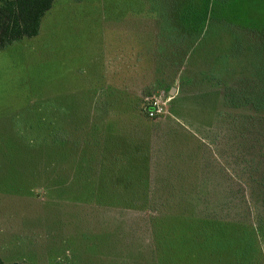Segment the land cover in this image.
<instances>
[{"label": "rangeland", "instance_id": "1", "mask_svg": "<svg viewBox=\"0 0 264 264\" xmlns=\"http://www.w3.org/2000/svg\"><path fill=\"white\" fill-rule=\"evenodd\" d=\"M251 4L264 20V0ZM160 6L58 0L37 37L0 50L6 264H264V113L247 106L264 29H230L248 21L236 4L194 38ZM101 135V190L82 191L80 151Z\"/></svg>", "mask_w": 264, "mask_h": 264}, {"label": "trees", "instance_id": "2", "mask_svg": "<svg viewBox=\"0 0 264 264\" xmlns=\"http://www.w3.org/2000/svg\"><path fill=\"white\" fill-rule=\"evenodd\" d=\"M57 1L58 0H0V50H3L8 46H11L12 44L22 41L24 39H31L37 37L40 33L43 20L45 19L46 15L53 9ZM236 4L240 5V7L242 8V13L244 14L245 18L248 21L246 20L243 21L240 19L237 20L233 19L234 21H232L229 18L233 22L230 23L228 21L229 19L226 18L225 21L227 23L225 24L230 25L229 27L230 29H232L231 27H233V25L235 24L246 25L247 28H249L248 26H254V27L256 26L258 27V29L259 28L264 29V20H259V19L257 20L255 18H252L251 16V11H252L251 0H176V1L174 0L173 2L174 10H172V13L174 14L173 19L168 18L167 15L168 0H163V1L161 0L160 7L162 9V12L165 14V20L167 21L166 28L173 31L174 23H176L175 25L177 26V28H179V20H180L183 28L185 29L183 30L187 32V34H190L194 38H196V36L197 37L200 36L205 31V29L209 28V26L213 27L214 29L213 22L219 20V15L221 14V12L226 11V13L224 14L226 17H228L227 15L231 12L232 7ZM217 23H221V22H217ZM223 26L226 25L220 24L219 28H222ZM225 28H228V26H226ZM256 33L257 35H259L260 32L256 31ZM259 48L262 49V46H259ZM263 51L264 50L262 49V52ZM219 73L222 74L223 71ZM257 79L258 81H260L262 86L258 90H254L252 92L255 95L250 96V97H256V103H252V100L249 99L248 102L250 104H247V106L249 105L253 108V106L255 105L253 108L254 111L256 113L262 114L264 113V77L262 78L257 77ZM234 105H238V104H234ZM88 131L86 133H88ZM257 136L259 137V134ZM103 138H104L103 135H101V137L98 138L96 144L94 145L96 148L95 152L94 151L92 152V150L89 149V145L93 146L89 138L86 139L85 147L83 146V149L80 151L81 154V159H80L81 188L80 189H82V191L89 189L90 185H92V190L94 189L95 191L94 188V185L96 183L95 181H99V180H97L98 172H96L95 174V170L93 171L94 167H96L95 168L96 171L103 170L104 173V171H106V168L109 165L108 163L109 161L107 160V158H105L107 156L104 157L103 155L105 149L101 148V146L105 147V143H106V141L104 142ZM94 154L95 156L93 158ZM102 155L104 158L101 159ZM257 163L260 165V167L264 165L263 155L257 161ZM100 166L101 168H99ZM88 175L91 176L88 177ZM104 181L108 184V181L106 180ZM101 184H102L101 180L97 182L96 192L98 190H101L102 187ZM119 194L121 195V192H119ZM135 196L145 197L147 201L149 200V197H146L145 195L142 196L139 193L122 195V198H130V197L133 198ZM108 208H109L108 210H112L113 207H108ZM129 211H134L132 205L128 206V209H126L125 212L122 211L120 212L126 214ZM199 222H200V226L203 228L204 220H200ZM229 222L225 221V225ZM232 225L233 227H238L237 224H232ZM0 264H6V263L0 260ZM11 264H23V263L16 262Z\"/></svg>", "mask_w": 264, "mask_h": 264}, {"label": "built area", "instance_id": "3", "mask_svg": "<svg viewBox=\"0 0 264 264\" xmlns=\"http://www.w3.org/2000/svg\"><path fill=\"white\" fill-rule=\"evenodd\" d=\"M148 117L154 119L158 116L162 115L163 109L158 105L157 102L150 103L149 106L146 108Z\"/></svg>", "mask_w": 264, "mask_h": 264}, {"label": "crops", "instance_id": "4", "mask_svg": "<svg viewBox=\"0 0 264 264\" xmlns=\"http://www.w3.org/2000/svg\"><path fill=\"white\" fill-rule=\"evenodd\" d=\"M130 162H132V161H128V160H125V164H123V172L124 173H133V170L131 171V170H128L127 169V167H129L130 169H132L133 167H132V165H133V163H130ZM130 163V164H129ZM148 165L147 164H142L141 165V167H140V169H139V173H141V172H143L144 174L145 173H147V169H148ZM134 169V168H133ZM137 170V169H136Z\"/></svg>", "mask_w": 264, "mask_h": 264}]
</instances>
